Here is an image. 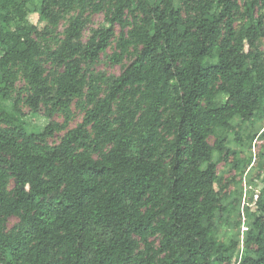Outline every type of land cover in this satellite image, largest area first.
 Here are the masks:
<instances>
[{"label":"trees","instance_id":"obj_1","mask_svg":"<svg viewBox=\"0 0 264 264\" xmlns=\"http://www.w3.org/2000/svg\"><path fill=\"white\" fill-rule=\"evenodd\" d=\"M77 1L81 12L50 55L62 69L50 82L35 36ZM106 1L0 0V264H233L236 246L215 239L223 188L213 157L224 144L209 138L264 107L255 52L264 0H109L111 27L84 43V12ZM115 26L120 55L136 54L100 99L83 66L106 53ZM19 74L31 112L51 106L49 117L89 85L92 107L58 145L47 142L53 124L27 131L20 98L1 109ZM256 206L239 264H264V187ZM12 217L20 226L8 233Z\"/></svg>","mask_w":264,"mask_h":264},{"label":"rangeland","instance_id":"obj_2","mask_svg":"<svg viewBox=\"0 0 264 264\" xmlns=\"http://www.w3.org/2000/svg\"><path fill=\"white\" fill-rule=\"evenodd\" d=\"M243 7L246 0H240ZM113 3L106 1L102 4V9L94 12L92 7L84 12V17L88 20L87 27L83 33V42L87 43L92 35V30L100 28H110L107 16L112 10ZM178 6L182 4L178 2ZM183 8V7H182ZM58 24L51 25L48 30L35 39L40 45L44 55L41 58V64L45 71L44 77L52 81L55 74L62 72L50 58L61 42L65 38V31L71 21L76 18L81 8L79 1L74 8L68 11H59ZM138 15V14H137ZM264 16V10L257 12L256 17ZM38 15L30 16L34 24H38ZM264 19V18H263ZM133 18L129 15V25L127 31L132 28ZM246 22L243 16L238 17L237 30ZM41 27L44 24H39ZM115 38L106 53L94 63L84 64L83 68L87 74V82H95L99 89L100 99L108 96L110 86L118 78L124 69L134 60L136 51L134 46L130 47L125 53L120 55L116 45L119 39L121 28L114 27ZM257 53L262 55L264 65V37L260 38L256 45ZM115 54L120 55L117 60ZM30 87L24 80L22 74H19L15 84V89L11 93V99L2 104L1 109L11 112L13 103L20 98V108L25 114L24 122L29 133L44 132L49 124L54 126V134L47 139L51 146L60 143L66 133L78 127L84 120L87 111L92 107L88 104L87 96L89 94V85L78 97H73L67 109H57L52 117L48 116V108L42 105L39 113H32L26 104L30 94ZM219 103H225L227 97L219 95ZM115 112L118 110V103L115 104ZM60 128V129H59ZM218 141H223L224 153L216 152L213 157V163L217 166V175L221 179V194L219 206L222 210L215 219V239L223 245L236 246V255L233 264H239L243 254L247 250L246 236L248 229L252 226L257 212L256 200L264 187V107L258 110L250 120L235 119L232 122V128L229 130L217 129L215 134L209 138L211 146H215ZM98 155L94 154V157ZM13 181L9 182L8 189L13 188ZM20 226L18 218H9L5 230L6 232L16 231Z\"/></svg>","mask_w":264,"mask_h":264}]
</instances>
